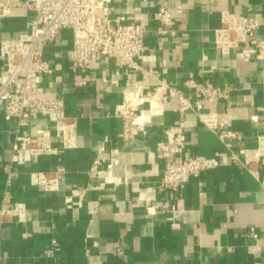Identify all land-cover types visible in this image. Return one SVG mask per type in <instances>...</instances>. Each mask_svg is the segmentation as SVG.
I'll return each mask as SVG.
<instances>
[{
    "label": "crops",
    "instance_id": "0c3cea01",
    "mask_svg": "<svg viewBox=\"0 0 264 264\" xmlns=\"http://www.w3.org/2000/svg\"><path fill=\"white\" fill-rule=\"evenodd\" d=\"M113 16L147 27L144 60L132 67L113 61L94 62L84 73L86 85L73 86L67 51L71 30H61L46 56L54 73L44 78L47 95L60 94L71 118L73 146L63 148L56 122L33 117L26 126L7 122L0 108V203L6 190L4 165L11 162L16 136L51 141L57 154L13 165V204L23 208L24 221L0 229V264H264V190L242 166L232 162L220 141L221 130L238 134L231 150L255 148L264 136V50L250 42L222 52L215 32L222 15H250L264 21V0H113ZM169 11L173 26L158 34L154 14ZM34 13L16 9L0 23V41L19 38ZM264 41V27L257 32ZM6 67L0 58V81ZM208 81L228 88L219 102L205 101L200 112L181 114L170 97L163 113L149 117L131 139L121 137L120 109L129 94L138 97L167 86L180 89L187 80ZM184 121L190 156L217 157L220 165L191 179L182 191L161 190L163 162L156 145L177 121ZM101 164L91 171L95 161ZM66 169L58 190L34 185L31 174ZM251 228L258 238L248 236ZM60 244L53 256L52 240Z\"/></svg>",
    "mask_w": 264,
    "mask_h": 264
},
{
    "label": "built area",
    "instance_id": "2783aa9c",
    "mask_svg": "<svg viewBox=\"0 0 264 264\" xmlns=\"http://www.w3.org/2000/svg\"><path fill=\"white\" fill-rule=\"evenodd\" d=\"M113 0H0V23L12 13L23 8L34 13L27 24V31L19 38L0 41V58L6 67V76L0 81V108L7 122L16 121L26 126L33 117H43L56 122L57 131L62 133L63 148L73 144L72 129L74 124L65 112V101L58 94L47 95L43 80L53 75L54 67L46 56L59 32L71 30L73 43L67 51V58L73 75L72 84L76 88L85 86L84 79L94 62L113 61L119 67H132L137 60H144L148 48L145 44L147 27L142 23L127 22L124 17L113 16ZM159 24L158 34L166 35L173 26L169 11L160 9L154 14ZM264 27L260 21L250 15L224 13L222 25L215 32V46L224 53L236 48L242 42H250L255 48L264 50V41L257 37V32ZM192 90L195 100L184 96L176 87L167 86L162 93L160 103L153 108L149 101L158 91L139 94L137 98L129 94L120 109L124 119L121 137L131 139L138 134L151 115L163 113V103L170 97L179 100L178 111L184 114L188 110L200 112L205 101L219 102L230 95L228 88H221L208 81L193 79L184 82ZM137 101V102H136ZM148 103V114L139 110V104ZM134 105V106H133ZM18 135L15 138L11 162L3 166L6 173V190L0 203V229L13 220L24 221L23 208L13 204L12 181L16 173L13 165H24L36 161L43 155L58 153L49 140L39 136ZM220 141L226 146L234 164L242 166L252 175L264 190V136L257 138L255 148H243L238 153L231 150L229 141L240 140L236 133L221 130ZM157 157L163 162V172L159 181L161 190L182 191L188 182L202 173L214 170L220 165L215 157L190 156L186 149L185 124L180 120L166 132V138L156 145ZM101 162L95 161L91 171ZM66 169L58 166L51 171H36L31 174L34 185L45 191L58 190ZM248 236L257 239L258 233L251 228ZM60 250L56 239L47 250V256H53Z\"/></svg>",
    "mask_w": 264,
    "mask_h": 264
},
{
    "label": "bare ground",
    "instance_id": "6f19581e",
    "mask_svg": "<svg viewBox=\"0 0 264 264\" xmlns=\"http://www.w3.org/2000/svg\"><path fill=\"white\" fill-rule=\"evenodd\" d=\"M135 98H137L136 96H134ZM153 106V108H155L157 106V95H154L150 100H149ZM137 102V101H136ZM134 106V105H133Z\"/></svg>",
    "mask_w": 264,
    "mask_h": 264
}]
</instances>
